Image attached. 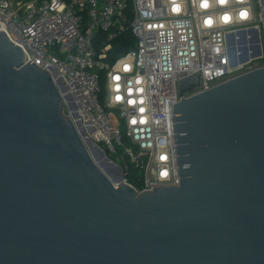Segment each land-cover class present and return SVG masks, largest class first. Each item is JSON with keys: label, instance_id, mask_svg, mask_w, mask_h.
I'll list each match as a JSON object with an SVG mask.
<instances>
[{"label": "water", "instance_id": "water-1", "mask_svg": "<svg viewBox=\"0 0 264 264\" xmlns=\"http://www.w3.org/2000/svg\"><path fill=\"white\" fill-rule=\"evenodd\" d=\"M245 33L231 67L261 54ZM24 58L0 30V264H264V67L174 103L180 184L139 191Z\"/></svg>", "mask_w": 264, "mask_h": 264}, {"label": "built area", "instance_id": "built-area-1", "mask_svg": "<svg viewBox=\"0 0 264 264\" xmlns=\"http://www.w3.org/2000/svg\"><path fill=\"white\" fill-rule=\"evenodd\" d=\"M127 29L134 46L110 62ZM0 30L25 63L62 79L76 105L61 92L68 114L111 158L135 166L142 188L124 181L139 191L180 184L174 103L264 67V0H0ZM238 30L249 47L259 35L261 54L231 67L227 35ZM194 75L200 85L181 95V80Z\"/></svg>", "mask_w": 264, "mask_h": 264}, {"label": "trees", "instance_id": "trees-1", "mask_svg": "<svg viewBox=\"0 0 264 264\" xmlns=\"http://www.w3.org/2000/svg\"><path fill=\"white\" fill-rule=\"evenodd\" d=\"M106 35L103 31H98L95 43L101 44L102 42H105ZM135 44V36L133 35L132 31L130 29H127L125 32L121 33L118 37H116L112 41V47L108 51V60L110 62H114L120 55L124 54L126 51H128L130 48H132ZM101 80L102 83H104L105 79V71H101ZM104 92L103 90L101 94V101L104 100ZM129 167L128 170H125V177L128 179L129 182L133 183L137 188H142V183L137 181V177L140 174V172L135 168L133 164L128 162Z\"/></svg>", "mask_w": 264, "mask_h": 264}, {"label": "rangeland", "instance_id": "rangeland-1", "mask_svg": "<svg viewBox=\"0 0 264 264\" xmlns=\"http://www.w3.org/2000/svg\"><path fill=\"white\" fill-rule=\"evenodd\" d=\"M113 114H114V119L116 118V116L118 115V111L117 109H113ZM65 112L68 114L69 111L68 109L65 107ZM112 159L118 163L121 164L123 166L124 169L128 170L129 164L125 161V158L123 156H118L117 158L112 157Z\"/></svg>", "mask_w": 264, "mask_h": 264}]
</instances>
